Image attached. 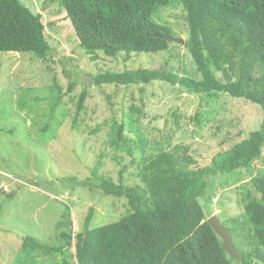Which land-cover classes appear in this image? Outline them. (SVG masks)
<instances>
[{
  "label": "rangeland",
  "instance_id": "rangeland-1",
  "mask_svg": "<svg viewBox=\"0 0 264 264\" xmlns=\"http://www.w3.org/2000/svg\"><path fill=\"white\" fill-rule=\"evenodd\" d=\"M20 1L43 14L51 54L40 58L33 53H0V264L76 261V241L67 247L63 229L74 234L84 230L92 206V227L134 212L128 196L106 194L102 181L123 182L134 192L139 208L154 209L138 173L142 144L129 126L132 106L141 109L135 113L140 118L135 124L150 144L144 147L146 155L154 152L152 146L157 143L165 147L184 143L201 167L261 129L262 107L229 93H191L179 83L161 80L129 86L98 83L96 77L102 72L138 68L168 69L202 79L186 46L190 28L181 2L159 8L152 20L169 29V34L184 38L185 44L170 42L167 51L133 53L128 60L124 54L111 57L98 51V58L92 60L62 0ZM217 76L224 80L221 72ZM72 82L76 85L70 91ZM84 89L88 96L79 112ZM260 168H264V153L252 170L240 168L211 177L208 192L199 198L206 219L217 214L232 228L240 251L245 250L242 238L228 220L245 211L241 191L261 196L253 182ZM61 221L65 222L62 227ZM25 235L56 250L45 255L24 247ZM231 258L233 264H243ZM252 264L264 263L254 259Z\"/></svg>",
  "mask_w": 264,
  "mask_h": 264
},
{
  "label": "trees",
  "instance_id": "trees-1",
  "mask_svg": "<svg viewBox=\"0 0 264 264\" xmlns=\"http://www.w3.org/2000/svg\"><path fill=\"white\" fill-rule=\"evenodd\" d=\"M176 1L187 11L190 36L186 46L202 79L180 76L168 69L138 68L102 72L96 77L98 83L125 86L156 80L179 83L191 93L225 92L246 98L264 111V0H62V3L81 46L90 51L92 60L98 58V51L111 57L124 54L128 60L133 53H160L170 48L169 41L162 37L170 30L152 18L159 8ZM45 32L41 12L20 0H0V53H33L44 58L51 54ZM217 72L222 73L224 80ZM75 85L72 82L69 90L73 91ZM87 96L84 89L79 112ZM131 110L129 126L142 144L138 173L148 188L154 209L146 212L139 208L134 192L126 189L123 182L102 181L100 186L106 194L128 196L133 214L92 227L95 207H90L84 230L76 234L73 230L61 231L67 247L76 241V261L64 258L52 264H233L222 239L207 221L199 198L208 192L211 177L240 168L252 170L254 162L263 158L264 120L261 129L253 131L249 138L201 167L191 147L184 143L168 147L157 143L152 146L154 152L146 155L144 147L150 144L135 124L140 120L135 113H141V109L132 106ZM121 128L126 129L125 122ZM92 171L99 178L97 171ZM253 182L261 196L255 197L251 190L241 191L245 211L228 220L242 238L243 264H252L254 259L264 263V168L258 169ZM63 224L61 221L59 226ZM22 242L24 247L45 255L56 250L31 235L23 236Z\"/></svg>",
  "mask_w": 264,
  "mask_h": 264
},
{
  "label": "water",
  "instance_id": "water-1",
  "mask_svg": "<svg viewBox=\"0 0 264 264\" xmlns=\"http://www.w3.org/2000/svg\"><path fill=\"white\" fill-rule=\"evenodd\" d=\"M162 37L166 38L169 43L170 42H178L181 44H185L186 40L182 37H176L169 33H165ZM210 225L214 228L218 236L223 241V247L228 252V254L232 257H236L238 260H242V255L240 250L237 248L232 229L224 224L222 219L217 215L214 214L210 218L207 219Z\"/></svg>",
  "mask_w": 264,
  "mask_h": 264
}]
</instances>
